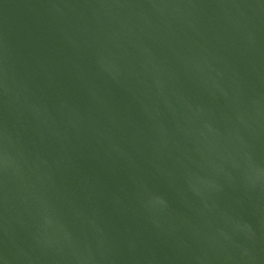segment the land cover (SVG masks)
Masks as SVG:
<instances>
[{
	"label": "water",
	"instance_id": "1",
	"mask_svg": "<svg viewBox=\"0 0 264 264\" xmlns=\"http://www.w3.org/2000/svg\"><path fill=\"white\" fill-rule=\"evenodd\" d=\"M0 264H264V0H0Z\"/></svg>",
	"mask_w": 264,
	"mask_h": 264
}]
</instances>
